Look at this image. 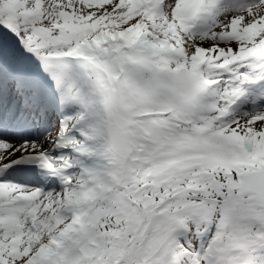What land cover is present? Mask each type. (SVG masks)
Segmentation results:
<instances>
[{
    "label": "snow or ice",
    "instance_id": "obj_1",
    "mask_svg": "<svg viewBox=\"0 0 264 264\" xmlns=\"http://www.w3.org/2000/svg\"><path fill=\"white\" fill-rule=\"evenodd\" d=\"M0 264H264V0H0Z\"/></svg>",
    "mask_w": 264,
    "mask_h": 264
}]
</instances>
